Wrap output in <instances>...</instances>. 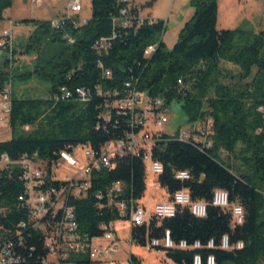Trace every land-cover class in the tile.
Returning <instances> with one entry per match:
<instances>
[{"label":"trees","instance_id":"16d2710c","mask_svg":"<svg viewBox=\"0 0 264 264\" xmlns=\"http://www.w3.org/2000/svg\"><path fill=\"white\" fill-rule=\"evenodd\" d=\"M155 1L150 0L146 6ZM128 2L132 3L91 0V17L82 25L75 24L78 18L66 19L56 29L47 20L26 21L33 30L19 47V55L33 57L32 70L20 73L8 66L6 58L0 85L36 78L48 83V96L17 97L11 92L12 136L0 142V156L17 160L36 153L40 159L52 161L59 152L79 146L99 152L105 143L130 132L131 114L112 104L125 97L124 85L133 81L139 93L149 99L161 98L165 108L173 101L180 102L187 123L211 120L213 134L208 149L165 133L151 149V158L163 167L157 183L168 199L186 190L193 201L206 204L205 216L196 217L188 207H178L171 218L151 217L148 225L133 226L131 241L147 247L148 242L162 240L169 231L176 244L185 241L189 246L195 242L201 245L200 249L153 248L164 250L172 264H192L197 254L204 259L212 255L215 264H264V197L258 190L264 183V31L217 30V1L190 0L192 16L180 28L172 48L167 49L162 41L166 30L162 20L136 29L113 28L112 18ZM11 5L12 0H0V21ZM136 8L142 7L134 5V15L138 13ZM100 38L110 42L102 55L94 50ZM153 45H157L156 51L145 58L146 48ZM12 55H16V49ZM221 63L236 67L238 72ZM106 70L110 71L109 78L104 75ZM178 80L183 87L178 86ZM62 88L70 91L71 97L62 99ZM76 89L87 92L86 102L79 100ZM26 127L30 130L25 131ZM220 150L227 155L225 162L218 158ZM235 160L248 169L236 167ZM180 171L188 172L189 179H176ZM115 183L123 185L120 199L139 202L146 191L142 154L113 159L109 169L92 174L86 197L70 202L82 236L98 238L102 223L119 219L114 210L99 209L96 198ZM214 190L226 191L230 203L243 208L241 225L232 224L230 209L211 204ZM101 202L105 204L106 199ZM223 236L228 237L230 245L242 242L243 247L221 250ZM210 241L213 248L206 247ZM45 256L43 237L32 234L24 251V264H42ZM130 258L139 264L132 255ZM72 260L94 264L85 258Z\"/></svg>","mask_w":264,"mask_h":264},{"label":"built area","instance_id":"2783aa9c","mask_svg":"<svg viewBox=\"0 0 264 264\" xmlns=\"http://www.w3.org/2000/svg\"><path fill=\"white\" fill-rule=\"evenodd\" d=\"M32 2L35 3L36 0ZM133 7L134 5L128 2L119 10L118 15L112 18L113 28L136 29L145 23L153 25L157 22L156 19L142 17L141 10L137 8L138 13L134 15ZM81 9V0H68L64 15L49 20L51 27L56 29L64 20L78 18ZM3 17L0 21V50L9 53L11 58L13 47L11 28L14 22L6 19L4 14ZM4 23L8 28L2 26ZM85 23L86 20L79 19L77 23L75 22L76 25ZM68 42L73 43V40L69 38ZM109 47L110 42L107 38H100L94 44V50L100 55L106 53ZM156 48L157 45L147 47L144 52L145 58H150ZM99 67L102 68L101 64ZM104 75L109 78L110 71L106 70ZM177 84L183 87L182 80H178ZM124 88L125 97L115 101L112 106L131 114L130 132L123 138L105 143L97 153L84 146L83 163H79L75 158V152L81 148L80 146L70 151L59 152L57 159L52 161L40 159L36 153L24 154L17 160H11L4 154L0 156V264H24V251L32 234L33 237L39 234L43 237L46 256L42 264H80L73 261L72 257L79 260L85 258L94 264H106V259H112L117 252L116 224L131 231L133 226L148 225L151 217L158 219L173 217L178 207H188L191 214L196 217L205 216L206 204L202 201H193L186 190L178 191L170 199L153 204H140L132 200L127 203L120 199L123 185L115 183L105 194L98 193L96 198L99 201V209L114 210L119 219L102 223L99 226L102 235L98 238H87L79 233L75 210L70 202L86 197L94 172L109 169L115 158L134 154H142L146 177L158 176L163 171L162 165L151 158V149L161 134L165 133L156 129L168 122L164 101L161 98L149 99L146 95L142 98V94L133 86V81L125 83ZM11 92L10 82L0 85V129L5 125L10 128ZM76 94L81 102H86V91L76 89ZM97 94L102 95V92L98 90ZM61 95L62 99L71 97L70 91L64 88L61 89ZM55 99L58 100L59 97ZM212 134V121L207 119L204 122L189 123L185 129L167 135L175 136L181 141H191L208 149ZM220 152L225 154L223 150ZM64 166L73 170L72 175L58 177L56 174ZM175 178L184 181L189 179V174L180 171L176 173ZM104 198L106 203L102 204ZM211 204L230 209L233 225L243 223V208L239 204L230 203L226 191L214 190ZM27 235L30 238H26ZM98 240L106 242V245L98 244ZM159 246L164 249L201 248L198 242L192 246L185 241L174 243L169 231H165L162 240L147 243L148 249ZM206 247L213 248V241L207 243ZM219 247L221 250L230 251L234 248L241 249L243 244L237 242L230 245L228 237L223 236ZM127 264L135 263L129 258ZM192 264H215V259L212 255L204 259L197 254Z\"/></svg>","mask_w":264,"mask_h":264},{"label":"rangeland","instance_id":"374dc122","mask_svg":"<svg viewBox=\"0 0 264 264\" xmlns=\"http://www.w3.org/2000/svg\"><path fill=\"white\" fill-rule=\"evenodd\" d=\"M68 0H12V5L6 10L8 18L14 22L11 28L13 41V49H16V55L11 58L9 53L0 50V70L5 69V59L8 58V66L17 68L18 72L24 73L31 71L33 57L20 56V46L26 41L27 37L33 30V26L26 21H46L47 19L60 18L64 15ZM135 5L141 6L140 14L150 15L160 20H165V33L162 36V41L167 49H171L176 42L178 32L183 24L192 16V9L189 7L190 0H156L151 6H146L150 0H132ZM217 1V30H234L243 28L253 32L264 31V0H216ZM81 12L78 14L80 19L88 20L91 17V0H81ZM47 20V21H48ZM5 28L8 25L3 24ZM222 67L230 69L233 73H237L236 67L221 63ZM12 91L17 97H36L46 98L48 83L32 78L31 80L19 82L13 81ZM142 98L145 97L144 93ZM168 122L162 127L157 128V131H164L168 135H172L179 129H185L189 123L182 111L181 103L173 101L166 108ZM29 131L30 128H24ZM11 130L5 125L0 129V142L8 141L11 138ZM240 145L237 146V151ZM85 147L78 148L75 152V158L79 163H83V151ZM219 160L225 162L227 155L217 152ZM234 165L241 168L242 171L248 169L241 161L235 160ZM73 170L64 166L56 175L63 177L64 175L71 176ZM146 177V191L141 199L143 202H156L167 197L164 189L157 183V176ZM151 183V184H150ZM259 192L264 197V183L258 187ZM140 199V200H141ZM139 200V202H140ZM116 236L118 241L115 242L117 252L112 259H106V264H127L132 255L137 259L139 264H172L168 262L164 250L148 249L145 246L134 244L130 239V231L128 228H123L119 224L115 225ZM98 244L105 246L106 242L97 241ZM224 264H230L225 262Z\"/></svg>","mask_w":264,"mask_h":264},{"label":"crops","instance_id":"0c3cea01","mask_svg":"<svg viewBox=\"0 0 264 264\" xmlns=\"http://www.w3.org/2000/svg\"><path fill=\"white\" fill-rule=\"evenodd\" d=\"M128 1H131V2L135 5V3H134L132 0H128ZM185 1H186V0H185ZM217 9H218V8H217ZM4 16H5L6 19H9L8 16L6 15V11L4 12ZM141 16H142V17H146V18H153V19H156V20H160V19H158V18H154V17H152V16H150V15L141 14ZM52 19H53V18H51V19H49V20H52ZM55 19H56V18H55ZM78 19H79L80 21H83V19H80L79 16H78ZM9 20H10V19H9ZM47 20H48V19H47ZM49 20H48V21H49ZM162 21L166 22V18H165V20H162ZM4 24H5V23H4ZM3 27H4V26H3ZM13 41H14V39H13ZM149 180H150V181L152 180L151 177H149ZM150 184H151V183H150ZM167 199H168V197H166L165 199H162V200H160V201H156V202L165 201V200H167ZM142 200H143V199L140 200V202H139L140 204H153V203H156V202H149V201H148V202H143Z\"/></svg>","mask_w":264,"mask_h":264},{"label":"bare ground","instance_id":"6f19581e","mask_svg":"<svg viewBox=\"0 0 264 264\" xmlns=\"http://www.w3.org/2000/svg\"><path fill=\"white\" fill-rule=\"evenodd\" d=\"M210 145H211V143H210ZM113 258V257H112Z\"/></svg>","mask_w":264,"mask_h":264}]
</instances>
